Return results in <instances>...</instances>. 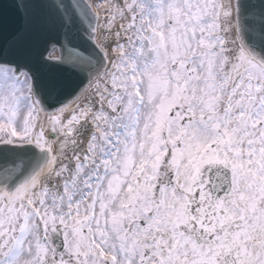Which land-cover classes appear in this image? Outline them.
<instances>
[{"label":"snow or ice","instance_id":"6c2138e0","mask_svg":"<svg viewBox=\"0 0 264 264\" xmlns=\"http://www.w3.org/2000/svg\"><path fill=\"white\" fill-rule=\"evenodd\" d=\"M5 6L0 264H264V0Z\"/></svg>","mask_w":264,"mask_h":264},{"label":"water","instance_id":"95a60500","mask_svg":"<svg viewBox=\"0 0 264 264\" xmlns=\"http://www.w3.org/2000/svg\"><path fill=\"white\" fill-rule=\"evenodd\" d=\"M7 2H10V0H0V4H4ZM14 23H15L14 12L9 6H5V8L2 11H0V24L3 25L5 38H7L12 27L14 26Z\"/></svg>","mask_w":264,"mask_h":264}]
</instances>
